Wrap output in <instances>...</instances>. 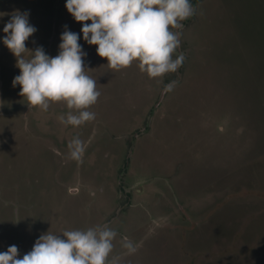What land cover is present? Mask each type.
Instances as JSON below:
<instances>
[{
	"label": "rangeland",
	"instance_id": "1",
	"mask_svg": "<svg viewBox=\"0 0 264 264\" xmlns=\"http://www.w3.org/2000/svg\"><path fill=\"white\" fill-rule=\"evenodd\" d=\"M191 3L177 49L185 59L163 77L137 62L109 68L80 34L100 95L95 119L78 127L60 122L63 101L29 104L0 42V251L16 245L21 258L47 231L106 224L117 232L116 264H264V0ZM64 5L0 0V36L27 10L37 31L25 59L37 46L55 56L63 26L81 28ZM73 137L79 159L69 157Z\"/></svg>",
	"mask_w": 264,
	"mask_h": 264
},
{
	"label": "clouds",
	"instance_id": "2",
	"mask_svg": "<svg viewBox=\"0 0 264 264\" xmlns=\"http://www.w3.org/2000/svg\"><path fill=\"white\" fill-rule=\"evenodd\" d=\"M64 6L81 28L77 33L63 26L55 56L37 46L25 59L23 54L30 50L25 41L37 31L29 22L27 10H15L4 22L5 35L0 36L20 69L12 80L13 86L19 84L20 94L43 111L48 110L49 102L63 101L69 111L58 117L62 124L78 127L96 115L89 108L100 92L96 80L86 74L87 52L78 42L80 34L88 45H96L97 55L106 58L109 68L115 70L137 62L141 72L158 78L175 73L185 59L183 52H176L181 43L182 21L195 14L191 0H65ZM176 83L172 80L165 84L162 94L172 91ZM68 149L70 158L79 159L83 142L73 137ZM60 234H41L21 258L17 246L11 245L0 251V264H116L115 258L109 257L117 232L108 225ZM121 241L129 254L136 251L127 236Z\"/></svg>",
	"mask_w": 264,
	"mask_h": 264
},
{
	"label": "crops",
	"instance_id": "3",
	"mask_svg": "<svg viewBox=\"0 0 264 264\" xmlns=\"http://www.w3.org/2000/svg\"><path fill=\"white\" fill-rule=\"evenodd\" d=\"M86 23H90V21H86ZM179 77V76H178ZM178 77L176 78V81H178ZM64 109V108H63ZM28 115H26L27 117ZM108 133L106 130H104V134ZM43 140H52V141H55V137L54 136H46V137H43L42 138ZM56 144H54L55 146ZM56 152L59 154V155H62L64 157V152L63 153H60V151L56 148Z\"/></svg>",
	"mask_w": 264,
	"mask_h": 264
},
{
	"label": "flooded vegetation",
	"instance_id": "4",
	"mask_svg": "<svg viewBox=\"0 0 264 264\" xmlns=\"http://www.w3.org/2000/svg\"><path fill=\"white\" fill-rule=\"evenodd\" d=\"M187 20V19H186ZM186 20L185 21H183L182 22V24H183V27H184V25L186 24L185 22H186ZM179 52H182L181 50H179V51H177V53L179 54ZM184 53V52H183Z\"/></svg>",
	"mask_w": 264,
	"mask_h": 264
}]
</instances>
